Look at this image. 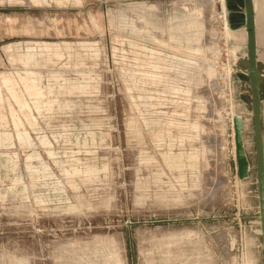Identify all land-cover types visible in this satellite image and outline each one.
Returning <instances> with one entry per match:
<instances>
[{"label": "rangeland", "instance_id": "1", "mask_svg": "<svg viewBox=\"0 0 264 264\" xmlns=\"http://www.w3.org/2000/svg\"><path fill=\"white\" fill-rule=\"evenodd\" d=\"M225 6L0 0V264H264L246 0Z\"/></svg>", "mask_w": 264, "mask_h": 264}, {"label": "water", "instance_id": "2", "mask_svg": "<svg viewBox=\"0 0 264 264\" xmlns=\"http://www.w3.org/2000/svg\"><path fill=\"white\" fill-rule=\"evenodd\" d=\"M246 30L248 33V58L249 74L245 76L250 81L254 104L255 135L258 154V174L261 200L262 235L264 239V134L262 126V96L261 81L262 76L259 69L258 55V33L256 24V9L254 0H246ZM249 98V97H248ZM247 98V99H248ZM235 141L237 150V160L239 177L244 180L249 177L250 162L244 146L243 121L240 117L234 119Z\"/></svg>", "mask_w": 264, "mask_h": 264}, {"label": "bare ground", "instance_id": "3", "mask_svg": "<svg viewBox=\"0 0 264 264\" xmlns=\"http://www.w3.org/2000/svg\"><path fill=\"white\" fill-rule=\"evenodd\" d=\"M221 2L224 4V7L226 8V6H225V0H221ZM228 29H229V26H228Z\"/></svg>", "mask_w": 264, "mask_h": 264}]
</instances>
